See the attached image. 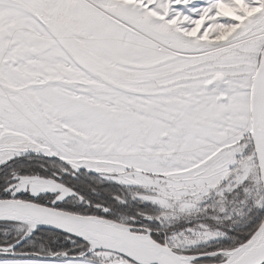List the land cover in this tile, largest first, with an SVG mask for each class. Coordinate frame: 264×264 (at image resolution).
Instances as JSON below:
<instances>
[{
    "label": "snow or ice",
    "instance_id": "obj_1",
    "mask_svg": "<svg viewBox=\"0 0 264 264\" xmlns=\"http://www.w3.org/2000/svg\"><path fill=\"white\" fill-rule=\"evenodd\" d=\"M0 264H264V0H0Z\"/></svg>",
    "mask_w": 264,
    "mask_h": 264
}]
</instances>
